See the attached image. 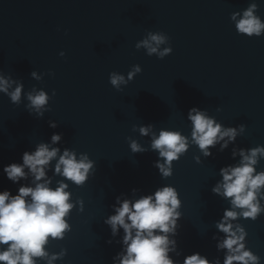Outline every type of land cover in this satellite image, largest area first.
<instances>
[{
  "label": "water",
  "instance_id": "95a60500",
  "mask_svg": "<svg viewBox=\"0 0 264 264\" xmlns=\"http://www.w3.org/2000/svg\"><path fill=\"white\" fill-rule=\"evenodd\" d=\"M253 2L264 20V0H0V72L22 80L25 91L35 86L56 93L43 118L0 94V191L15 194L19 187L7 179L4 166L22 162L25 151L54 132L63 134L61 148L87 153L96 162L95 174L82 187L70 186L84 211L73 210L72 231L46 246L50 254L67 249L54 264H112L120 245L106 242L112 237L103 221L115 197L164 184L173 185L182 200L178 249L223 260L212 236L228 204L211 188L219 169L234 163L233 145L224 152L213 149L199 164L193 146L174 162L173 175L162 179L154 167L157 153L133 154L128 138L149 148L150 138L133 128L150 123L157 132L189 135L187 112L199 107L225 126H246L236 146L264 145V35L238 34L230 18ZM149 31L170 38V55L158 59L136 49ZM137 64L142 72L122 90L109 83L111 72L127 77ZM34 70L44 74L42 81L31 78ZM50 120L58 127H49ZM240 223L248 232L247 246L264 264V214Z\"/></svg>",
  "mask_w": 264,
  "mask_h": 264
},
{
  "label": "clouds",
  "instance_id": "9594fccd",
  "mask_svg": "<svg viewBox=\"0 0 264 264\" xmlns=\"http://www.w3.org/2000/svg\"><path fill=\"white\" fill-rule=\"evenodd\" d=\"M257 11L258 5L253 2L231 14L238 34L264 35V20ZM135 47L158 59H164L173 51L170 38L163 32L149 31ZM64 55L60 52V56ZM141 72L138 64L131 67L127 77L113 71L109 74V83L118 91L122 90V86ZM43 75L35 70L30 74L36 81H42ZM0 94L7 96L14 105L24 103L29 114L43 118L51 111L49 102L56 93L53 90L50 96L43 88L35 86L25 91L22 80L0 72ZM186 118L190 122L189 135L164 128L157 132L150 123L133 128L140 136L150 138V147L129 137V148L133 154L149 150L157 153L154 167L162 179H167L173 175L174 162L191 147L198 148L200 154L194 156V160L199 164L201 157L213 156V149L224 152L233 145L231 158L234 163L219 169L220 179L211 188L214 195L228 204L214 222L217 231L212 236L223 260L220 256L210 259L200 252L183 255L178 249L182 200L173 185L164 184L152 192L133 188L130 194L121 193L115 197L112 214L103 221L112 237L106 242L120 245V250L112 257V264H261V256L247 246L248 232L240 221H256L264 214V169L259 168L260 161L264 160V145L236 146L246 126H225L205 109L192 107ZM48 123L53 129L58 127L56 121ZM62 137V133L54 132L49 141L39 142L34 150L25 151L22 162H13L3 168L7 179L19 187L15 194L8 189L0 191V264H37V259L54 264L67 255L66 248L50 254L46 246L50 239L63 241L72 231L69 221L73 210L84 211V201L73 200L69 189L72 185L82 187L95 174L96 162L87 153L61 148ZM54 178H58L55 183Z\"/></svg>",
  "mask_w": 264,
  "mask_h": 264
}]
</instances>
